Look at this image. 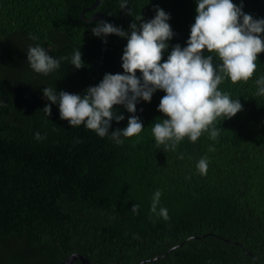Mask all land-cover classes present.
<instances>
[{
	"label": "trees",
	"instance_id": "1",
	"mask_svg": "<svg viewBox=\"0 0 264 264\" xmlns=\"http://www.w3.org/2000/svg\"><path fill=\"white\" fill-rule=\"evenodd\" d=\"M121 2L0 0V264H60L75 253L91 264H264V97L255 84L264 76V53L247 83L225 79L219 86L242 105L232 119L215 122L220 135L185 138L166 152L151 131L166 119L157 110L163 91L137 103L144 129L121 136L122 145L111 132L127 127L132 114L123 106L113 111L124 120L114 119L101 138L83 124L70 127L43 96L52 87L83 98L105 74H123L127 39L94 36L95 14L130 33L132 23L163 9L174 35L162 62L175 45L187 46L197 0H127L126 9ZM233 3L264 19V0ZM30 46L64 57L60 67L47 76L34 72ZM79 49L84 65L77 70L71 57ZM204 157L208 172L201 176L196 165ZM157 190V212L167 209V220L151 212Z\"/></svg>",
	"mask_w": 264,
	"mask_h": 264
},
{
	"label": "clouds",
	"instance_id": "2",
	"mask_svg": "<svg viewBox=\"0 0 264 264\" xmlns=\"http://www.w3.org/2000/svg\"><path fill=\"white\" fill-rule=\"evenodd\" d=\"M120 7L126 9L127 0H122ZM242 8V3L238 7L233 0H197L187 46L175 45L164 62L167 42L174 34L168 23L170 16L163 9L157 8L155 17L148 22H142L141 17L139 25L132 23L130 33L101 21L92 29L94 36L127 39L122 55L123 74H105L97 86L87 89L83 98L67 92L57 94L52 87L44 88L43 96L51 105L58 104L60 119L68 121L70 127L83 124L101 138L109 135L114 119L117 123L124 120L123 115L113 111L116 106H123L132 114L127 127L111 132V139L122 145L121 136L138 137L144 129L135 115L137 103H150L154 93L163 91L165 95L157 110L166 119H158L151 128L158 147L163 145L165 152L175 150L185 138L195 143L206 132L215 140L220 135L215 122L219 118L230 120L242 111L239 99L233 100L219 86L225 79L233 85L247 83L257 70L258 56L264 53V19L255 20ZM214 58L218 64H214ZM62 59L53 58L40 46H30L27 52L30 68L45 76L58 69ZM71 63L77 70L83 67L80 49L72 55ZM255 84L256 95L264 97V76ZM43 111L50 116L51 106H45ZM35 138L41 139L38 133ZM208 150L215 148L210 146ZM208 163L207 157L197 163L201 176L207 175ZM160 197L157 190L151 212L167 220V209L157 212ZM138 209L139 205H134L133 213Z\"/></svg>",
	"mask_w": 264,
	"mask_h": 264
},
{
	"label": "water",
	"instance_id": "3",
	"mask_svg": "<svg viewBox=\"0 0 264 264\" xmlns=\"http://www.w3.org/2000/svg\"><path fill=\"white\" fill-rule=\"evenodd\" d=\"M85 12H86V11H84V12L82 13V15H81L82 18L85 17ZM102 19H103L102 14H101V13H98V14H95V15L93 16L92 20H89V22H90V21H96V20H98V21L101 22ZM99 39H100V37H99ZM172 251H173V249H170L167 253H165L164 255H161V256L158 257V258H162V257L166 256L167 254H169V253L172 252ZM158 258H156V259H158ZM156 259H153V260H151V261H154V260H156ZM75 261H80L82 264H91L90 261H89V259H88L86 256H84V255H82V254H80V253H75V254L71 255L68 259H66L65 261H63V262L60 263V264H72V263H74ZM148 262H150V261H144V262H142V263H140V264H145V263H148Z\"/></svg>",
	"mask_w": 264,
	"mask_h": 264
}]
</instances>
